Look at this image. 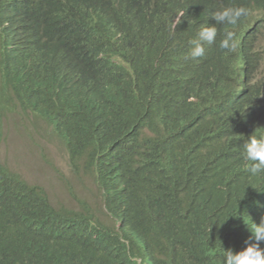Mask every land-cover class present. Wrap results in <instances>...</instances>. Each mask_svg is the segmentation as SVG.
I'll return each mask as SVG.
<instances>
[{
  "label": "trees",
  "instance_id": "16d2710c",
  "mask_svg": "<svg viewBox=\"0 0 264 264\" xmlns=\"http://www.w3.org/2000/svg\"><path fill=\"white\" fill-rule=\"evenodd\" d=\"M228 6L247 15L191 59ZM263 39L264 0H0V140L43 118L95 187L56 204L0 159V264H224L244 247L238 227L264 210L244 155L264 135Z\"/></svg>",
  "mask_w": 264,
  "mask_h": 264
},
{
  "label": "clouds",
  "instance_id": "9594fccd",
  "mask_svg": "<svg viewBox=\"0 0 264 264\" xmlns=\"http://www.w3.org/2000/svg\"><path fill=\"white\" fill-rule=\"evenodd\" d=\"M246 15H247V9L242 6L221 7L218 10L214 11L211 14V17L215 21V23H208L200 27L195 37L188 41V44L190 46L189 57L195 60L197 58L204 56L205 45L206 44L211 45L214 42H216V38L218 35V29L216 25L235 26L238 24L241 18ZM180 22L181 20L178 19L174 23L173 29L177 28V25ZM262 44L264 45V39L262 40ZM218 47L220 49L234 51L236 47L234 33L232 31L224 32L223 38L218 42ZM60 73H62L66 78L63 81L64 84L68 85L64 89L66 91H74L77 87V78L73 74V72H71L69 69H62ZM71 94H73L74 96H79L77 91ZM42 121H44L50 127L54 135L60 140L64 154L69 163L65 140L61 139L54 132L53 127L50 124H48L43 118ZM8 125L9 124H6L2 130L0 145L4 140L5 130ZM16 132H17L16 134L19 136H27V137L30 136V134L18 130L17 128H16ZM244 155L247 161L252 162L248 169L252 174L264 173V135H249L244 142ZM1 161L3 160L1 159ZM69 167L71 170L70 163H69ZM85 179L91 180V177L89 175L82 174V178H80L79 180L84 181ZM48 193L54 203L73 207L72 205H68L55 200L49 191ZM253 206H254L253 210L255 215L250 217L247 221H245L243 224H241L238 227L239 232L241 234L242 242L244 243L245 246L239 249L238 251L233 250L232 248L226 249L223 247L221 255L223 256L224 264H264V210L263 211L259 210L257 206L254 204ZM117 223L119 222L117 221Z\"/></svg>",
  "mask_w": 264,
  "mask_h": 264
},
{
  "label": "rangeland",
  "instance_id": "374dc122",
  "mask_svg": "<svg viewBox=\"0 0 264 264\" xmlns=\"http://www.w3.org/2000/svg\"><path fill=\"white\" fill-rule=\"evenodd\" d=\"M25 124L31 133L29 137L17 135L14 125L7 126L0 145V158L29 181L45 185L57 201L76 205L69 184L82 198L91 200L93 195L86 186L93 190L94 185L90 179L82 181L74 177L62 144L50 127L32 115L25 118Z\"/></svg>",
  "mask_w": 264,
  "mask_h": 264
}]
</instances>
